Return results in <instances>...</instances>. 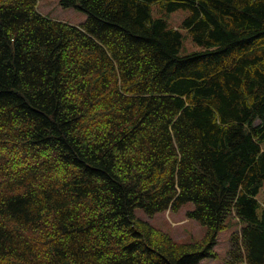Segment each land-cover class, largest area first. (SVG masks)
Instances as JSON below:
<instances>
[{
  "label": "trees",
  "instance_id": "obj_1",
  "mask_svg": "<svg viewBox=\"0 0 264 264\" xmlns=\"http://www.w3.org/2000/svg\"><path fill=\"white\" fill-rule=\"evenodd\" d=\"M0 0V264H264V0ZM187 9L204 50L152 4ZM207 227L178 241L138 216Z\"/></svg>",
  "mask_w": 264,
  "mask_h": 264
},
{
  "label": "rangeland",
  "instance_id": "obj_2",
  "mask_svg": "<svg viewBox=\"0 0 264 264\" xmlns=\"http://www.w3.org/2000/svg\"><path fill=\"white\" fill-rule=\"evenodd\" d=\"M39 10L54 19L63 20L76 25H81L88 19V14L77 6L64 7L61 0H39ZM152 14L155 18H164L169 26L179 29L183 34V46L181 54H188L193 51L204 50L205 46L195 42L186 28L183 27L184 19L190 15L187 9L167 11L161 7L160 3L152 4ZM2 193L0 178V194ZM264 197V187L259 194V198ZM195 205L191 202L186 203L177 211H161L154 215H148L143 210H137V214L142 219L148 220L154 226L161 228L173 238L182 242H195L203 240L207 233V227L202 222L189 218L188 210ZM227 228L222 230L215 245L216 256L204 258L199 264H225L226 258L232 246V235L241 229L242 224L237 223V219L229 217Z\"/></svg>",
  "mask_w": 264,
  "mask_h": 264
}]
</instances>
